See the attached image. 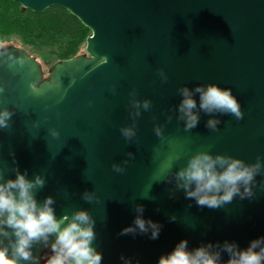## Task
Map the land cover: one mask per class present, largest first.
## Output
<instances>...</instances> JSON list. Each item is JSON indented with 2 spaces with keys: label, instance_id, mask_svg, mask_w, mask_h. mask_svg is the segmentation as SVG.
I'll use <instances>...</instances> for the list:
<instances>
[{
  "label": "water",
  "instance_id": "water-1",
  "mask_svg": "<svg viewBox=\"0 0 264 264\" xmlns=\"http://www.w3.org/2000/svg\"><path fill=\"white\" fill-rule=\"evenodd\" d=\"M12 2L36 14L63 8L91 35L84 53L53 64L47 76L25 48L0 47V109L13 113L0 128L4 179L17 170L31 179L42 175L37 199L52 196L58 217L86 209L95 221L93 244L103 253L102 264H125L122 257L157 264L184 238L190 248L225 240L246 247L264 236V166L252 196L237 195L216 208L199 206L176 179L202 151L264 162V0ZM209 83L230 87L243 116L197 106L199 122L186 128L180 89ZM144 100L150 101L147 109ZM210 117L219 119L215 129L207 127ZM126 126L135 129L130 138L121 133ZM138 205L162 226L158 238L122 233L141 214ZM14 239L0 237L9 255ZM54 239L34 242L36 259L20 264H46L43 255Z\"/></svg>",
  "mask_w": 264,
  "mask_h": 264
},
{
  "label": "clouds",
  "instance_id": "clouds-1",
  "mask_svg": "<svg viewBox=\"0 0 264 264\" xmlns=\"http://www.w3.org/2000/svg\"><path fill=\"white\" fill-rule=\"evenodd\" d=\"M182 100L179 104L180 118L186 128H192L199 122V109L208 112L229 113L236 118L243 116L241 103L230 87L217 83L199 84L194 89L183 86L180 89ZM199 93V100L195 96ZM143 107L150 106L144 100ZM139 115L140 101H134ZM12 111L7 107L0 109V128L8 125ZM207 127L215 129L219 124L217 117H210ZM53 135H58L52 129ZM155 131L159 135L160 127ZM126 138L135 134L131 126L121 128ZM264 166L258 159L255 163H246L238 157L224 154L213 155L202 151L194 154L185 167L176 173L177 186L185 190V195L194 198L199 206L216 208L231 202L237 195L241 198L253 194L252 183L255 176ZM116 171H122L118 164L113 165ZM45 179L37 174L34 179L25 172L17 170L14 177L4 179L0 173V237L14 236L10 241L11 255L7 245L0 246V264H20L21 260L36 259L32 254V245L36 241L47 242L50 235L55 239L51 244L52 254L46 264H102L103 253L93 244L95 239V221L86 209L75 211L71 216L58 217L54 208V198L46 197L40 202L36 189L42 187ZM86 199H92L85 193ZM138 214L133 224L126 226L122 233H150L152 239L159 237V222L142 215L143 206H137ZM175 219V217H173ZM2 244V240H0ZM186 238L181 239L167 253L161 254L157 264H264V236L252 239L246 247H240L236 241L203 243L190 248ZM224 254H227L225 260ZM125 264H132L130 258H124ZM136 264H140L139 261Z\"/></svg>",
  "mask_w": 264,
  "mask_h": 264
},
{
  "label": "trees",
  "instance_id": "trees-1",
  "mask_svg": "<svg viewBox=\"0 0 264 264\" xmlns=\"http://www.w3.org/2000/svg\"><path fill=\"white\" fill-rule=\"evenodd\" d=\"M91 31L69 11L52 7L43 14L23 11L12 0H0V47L15 45L53 64L83 53Z\"/></svg>",
  "mask_w": 264,
  "mask_h": 264
},
{
  "label": "flooded vegetation",
  "instance_id": "flooded-vegetation-1",
  "mask_svg": "<svg viewBox=\"0 0 264 264\" xmlns=\"http://www.w3.org/2000/svg\"><path fill=\"white\" fill-rule=\"evenodd\" d=\"M52 254V249L47 250V252L43 255V259L46 262V259L48 256H50Z\"/></svg>",
  "mask_w": 264,
  "mask_h": 264
},
{
  "label": "rangeland",
  "instance_id": "rangeland-1",
  "mask_svg": "<svg viewBox=\"0 0 264 264\" xmlns=\"http://www.w3.org/2000/svg\"><path fill=\"white\" fill-rule=\"evenodd\" d=\"M83 53H84V51H83ZM39 61H41V60H39ZM42 63H43V61H42ZM50 65L51 64H49L48 62H44V67L46 69V73L48 72V69H49Z\"/></svg>",
  "mask_w": 264,
  "mask_h": 264
}]
</instances>
